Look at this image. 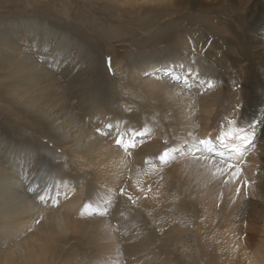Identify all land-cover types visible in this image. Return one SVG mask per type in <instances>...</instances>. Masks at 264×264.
I'll use <instances>...</instances> for the list:
<instances>
[{
	"label": "bare ground",
	"instance_id": "bare-ground-1",
	"mask_svg": "<svg viewBox=\"0 0 264 264\" xmlns=\"http://www.w3.org/2000/svg\"><path fill=\"white\" fill-rule=\"evenodd\" d=\"M88 1V3L101 5L100 0ZM107 1L105 2L112 8H117L119 13L122 11L121 7H135L138 2L157 3L156 7H160V4L171 6L175 4L170 0ZM246 2L250 3L251 7L259 8L264 19V0H247ZM230 4L233 5L232 1ZM210 11L212 12V9ZM128 12H123L128 20H139L138 15V17H132L131 12ZM147 14H151V12ZM210 24L212 42L204 43L205 39L201 36L202 34L199 35V32V36H194V38L183 35L181 40L179 38V50L175 55L170 56L169 54L164 59L161 57L159 63L153 61L158 59H144L147 57L135 61L131 59L123 64L125 69H121L119 63H116L117 56L114 52L111 57L114 62L109 69H105L103 63H101L102 65L95 63L96 61L92 57L89 61V54L82 47H75V54L70 59L74 50L68 42V36H62L57 31H51V36L40 33L37 40L34 38L35 34L27 35L21 31L18 33L15 43L2 40L4 46H7L14 56L10 58L7 56L4 59V68H1V72L3 76L5 75L6 81L0 90V96L5 94L8 104L17 108V115L24 119L21 124L40 126L45 133L41 131L34 133L30 131L31 133H29V130L15 127L14 131L8 130L7 134L5 132L3 134L0 129V264H136L137 261V264L233 263L230 255L226 260L224 256V259L220 257L226 247L225 236L219 233H224V229H222L224 231H220L218 228L216 230L212 228L209 236H205L201 241L197 235H205V232L201 233V212H199L198 206L192 202L199 200V204L206 205V200L202 198V195H209L213 181L209 183L210 180L203 177L199 178V181H195L193 178L190 179L191 181L187 179L182 182L183 187L180 186L181 183L174 186L170 192L171 199H167L165 209H161L162 217L157 219L156 226L152 225L154 229L149 226L145 230V226H141L144 229H137L138 232L143 233L133 235V230L130 227L133 224L129 226L130 221H128L133 216L136 217V214H141L138 218L142 223L155 218L156 215L151 213L155 208L145 207V204L142 203L144 200L142 195L138 194L139 196L135 199L134 193L138 191L135 190L138 185L137 181L139 182L143 175H150L157 170L156 162L166 149L169 153L173 149L179 151V155L176 156L179 159L173 164L171 163L170 168L174 165L190 168L192 164L199 162L204 167L200 168L203 173H198V175L202 174L211 180H213L212 173L217 171L209 172L208 168H212V166L214 170L216 168L221 171L235 172L236 175L232 173L230 179L228 181L226 179L227 185L225 186L229 188L226 195L228 200L233 203L235 200L232 199L235 195L246 192L255 204L252 206L251 202L247 203L248 206H251L252 212L260 214L259 212L264 207V161L259 158L260 156L264 159V119L261 120L260 129L257 132L244 129V132L241 133V135L247 136L249 143L244 144L233 138L226 140L223 147L219 148L218 146L221 144L216 138L221 131L227 133L230 127H238L229 125L228 121H222L223 124L218 130L212 129V122L217 118L214 116L211 119L207 114V112L210 113V109L207 111V108L212 109V104H215L220 97L222 98L220 94L222 91L219 93V90L223 87L225 79L214 63L215 60H210L218 54H214L208 47L216 48L219 40L222 42V47L227 45L226 36L224 37L226 27L223 20ZM200 25L202 24L200 23ZM248 25V31L259 36L264 55V21L259 22L258 18L253 16ZM36 30L38 29L36 28ZM155 39L156 37H154ZM152 40L150 37L140 41L132 39V45L142 48ZM32 41L34 44L31 43ZM48 42H50L49 45H47ZM19 46H23L24 49ZM107 55L105 54V56ZM11 58L15 60L12 61ZM128 66H131V69ZM238 67L240 66L238 65ZM98 71L112 72L110 73L113 74L112 77L110 75L109 77L116 83L118 80L119 86L114 87L115 89L104 87L100 83L99 77L97 76L98 79L95 77ZM173 74L179 75L180 79L174 80ZM165 75L169 77V80L163 79ZM185 76H187L186 83L184 82ZM192 83H194V87L187 89ZM236 88H232L234 92ZM229 89L231 90V88ZM212 92L219 95L213 103L211 100L208 102L209 98L207 97ZM206 93L208 95L205 97ZM229 94L234 97L233 94ZM255 94L258 99L256 104L258 113L263 112L264 86L259 88ZM127 95L137 97L145 102L146 100L151 102L162 100L164 105H159L158 109L155 107L161 112V116H159L161 122L152 123V118L155 117L154 121H156V116L160 112H155L156 115L153 117H145L146 115L141 114L137 106L132 107L130 111L126 106ZM229 96L228 98L231 100ZM119 100L120 106H116L115 102H119ZM145 102L142 104L144 105ZM151 104L153 105V103ZM193 107H199L201 113H195ZM232 107L234 108L236 105ZM143 112L147 114V110ZM212 112L216 113L214 110ZM204 113L207 114L205 118L203 117L206 115ZM165 116L168 118L167 122L164 120ZM163 117L165 118L163 119ZM258 119L256 117L246 122L244 116L245 124L256 123ZM234 120L235 116L232 115L230 121ZM209 123L211 124L209 125ZM195 126L199 130L198 133H195L197 130L195 132L192 130ZM105 128L109 131L104 133ZM184 130L189 134H185ZM215 130L219 133L215 134ZM182 131H184V135ZM97 132H102L103 135H99ZM11 133L16 139L14 144L10 137ZM135 133H145L148 136L135 142V146L128 147L127 150L124 146L112 145V142L121 135H123L122 144H129L127 142L128 134L131 136L130 142L132 143V136ZM35 138L43 140L47 148L43 150L44 148L35 149L32 147L29 143ZM209 139L215 144L217 150L222 152H226L223 149L227 150L223 158L218 155L212 156L204 151L196 152L193 149L194 145L199 146L200 140ZM139 143L140 145H138ZM180 145L184 147L180 148ZM252 146L255 148L253 149ZM233 147L239 148V153L235 151L230 153L229 150ZM38 149L42 151L37 153ZM257 152L261 154L259 155ZM238 154H245L243 162L242 157ZM169 157L170 155L165 158ZM230 157L235 162H233L234 165L237 164L239 167H229L227 160ZM174 168L177 167L174 166ZM164 171L166 172V170ZM255 172L256 175H254ZM217 174L216 176H218ZM196 178L198 179V176ZM118 190L121 191L120 194L117 193ZM212 194L214 192L211 190ZM40 197H44V199L41 200ZM129 198H134L136 203L140 204L135 215L128 208L130 206H127L126 200ZM111 201H113L112 207L110 206ZM253 207L259 209L253 211ZM133 208L131 207V209ZM171 209L176 210L172 215L173 220L169 222L167 213ZM245 209L247 210V206ZM129 210L133 214L131 218ZM140 210L151 214H145L147 218H144V213ZM159 210L155 213H159ZM122 212L125 213L124 217L129 218L128 220L121 218ZM222 212L223 210H221V214H218L219 216L217 215L219 218L222 216ZM217 216L216 218H218ZM261 219H263L261 222L264 223V217ZM218 224L220 225V223ZM231 224L232 219L229 218L226 225H223L225 228L226 226L231 228ZM155 230L159 232L157 236L164 234V238L166 236L170 240L172 236H176L179 240L175 243L176 245H172L168 240L158 241L154 238ZM203 230L205 229L203 228ZM188 232L191 233V236ZM56 235H60V237L55 239ZM73 236L78 243H85L89 247L85 245H82L84 249L68 247L70 244L68 241H72ZM250 236L251 241L254 239L257 250L254 257H247V262L249 264H264V252L260 250V248H264L263 224L260 231L252 229ZM58 246L60 248L56 249ZM92 247L95 250L90 252ZM231 247L236 250L237 246L231 244ZM61 248L63 250L60 251ZM234 249L232 251L230 248L231 254ZM74 253L79 254L78 260L73 257ZM176 255H179V258Z\"/></svg>",
	"mask_w": 264,
	"mask_h": 264
},
{
	"label": "rangeland",
	"instance_id": "rangeland-1",
	"mask_svg": "<svg viewBox=\"0 0 264 264\" xmlns=\"http://www.w3.org/2000/svg\"><path fill=\"white\" fill-rule=\"evenodd\" d=\"M105 1H107V0H100L101 5L99 6L98 4L95 5V4H92L91 2L88 3L89 2L88 0H0V66H1L0 67V90H2V86H3V84H5L4 82L6 81L5 75L3 76L2 72H1L2 71L1 68H4V59L7 56L9 58L11 56H14V54H11L10 50H8L9 48L7 46L6 47L4 46V43L2 42V40H6V41L8 40L11 43L12 42L15 43V41H17V35L21 31H24L27 35L35 34L34 35L35 40H37V38L41 34L46 33V36H51L52 35L51 31H55V32L57 31L62 36H68V42L70 43L71 47L74 50L70 55V59H72V57L75 54V47H82L83 49L87 50V52L89 54V57H88L89 61L92 57L96 61L95 63H100V64L103 63L105 69H109V68H111L110 65L112 64V62H114L113 61L114 59L111 58L113 56L112 54L114 52L116 54L115 56H117V58H116L117 62L116 63H119V66L121 67V69L122 68L125 69L126 67H124L123 64L127 63L131 59L133 61H135V60H139L142 57H147L144 59H146V60L158 59V60H153V61L154 62L157 61V63H159L161 57L164 59L167 56H169V54H170V56L175 55L176 52L179 50L178 49L179 43H180L181 37H183V35L191 36L194 38V36H199L202 34L201 36L203 37V39H205L204 43L208 44L209 41L212 42L213 38L211 39L212 31L210 30V26H211L210 23L211 22H219L222 19L224 24H225V27H226V34L224 35V37L226 36L227 45H226V47H222L223 46L222 42L219 40L217 43L218 46L216 48L208 47V49L213 51L214 54H218L217 56L210 58V60H212V59L215 60L214 63L216 64L220 73L225 78L223 80V82H224L223 87L219 90V93H220V91H222L220 93L222 98L220 97V99L215 104H212V109L207 108V111L210 109V113L213 110L216 112V113L212 112L211 114L207 112V114L210 115L211 119H213L214 116L217 118V119L215 118L216 120H214L212 122L211 127H212V129L218 130L222 126L221 124H223L222 121H224V122L230 121V118L232 117V115H234L235 116L234 122L238 128L243 127V129H245V131L251 130L253 132L254 131L257 132L260 129L259 125H260L261 120L264 119V111L258 113V107H256L258 99L256 98L255 93L259 90V88L264 86V84H263L264 83V78H263L264 77V72H263L264 71V68H263L264 67V63H263L264 57H261V56H264L263 55V48H262L263 46L259 42V39H258L259 36L257 37L255 34L248 31V28H249L248 22H250L251 17L255 16L256 18H258L259 22L264 21L263 17L261 16V13L259 11V8L256 9L255 7H251V4L246 2L247 0H242V2H241V0H170L171 2H175V4H173V6L166 5V4H160V7H156L157 3L152 4V3L138 2L137 6H135V7H125V6L121 7L122 11L119 13L117 8H112ZM230 1H232V4L235 6L231 5ZM157 8H159V9H157ZM211 9H212L213 13L210 11ZM248 9H249V11H248ZM205 11H207V12H205ZM116 12H118V13L116 14ZM123 12H126V13L131 12L132 17H135L138 15L140 18H139V20L130 21L127 19V17L125 16L126 14ZM149 12H151V14H147ZM242 14H244V15H242ZM145 16H147L148 18ZM208 16L209 17L211 16V18H209ZM208 19H210V20H208ZM200 23L203 26L200 25ZM146 24L148 25L147 27H146ZM36 28L38 30H36ZM203 28H205V29H203ZM205 31L209 34H207ZM147 37H150L153 39L151 41L152 43L150 42L146 46L147 48L146 47L138 48L135 45H132V39H136V40L140 41L141 39H144ZM154 37H156L155 40H154ZM179 38H180V40H179ZM190 40H191V38H190ZM157 42H158V44H157ZM31 43L34 44L33 41ZM49 44H50V42L47 43V45H49ZM256 44L257 45L259 44V45L257 46ZM20 45H22V44H20ZM16 46L18 47V45H16ZM19 47L21 49H24L23 46H19ZM219 49H220V51H219ZM257 52L258 53L260 52V53L258 54ZM105 54H108V55L105 56ZM104 56H105V58H104ZM11 60L14 61L15 59L11 58ZM97 60H99V61H97ZM232 63H236V64L234 65ZM238 65L240 67H238ZM128 68L131 69V66H128ZM129 69H128V71H129ZM249 69L250 70L252 69V70L250 71ZM256 69L258 70L259 73L257 72ZM98 72H97L98 75L96 74L95 77H96V79H98V77H99L100 83L103 84L104 87H107V88L112 87L111 89H115L119 86L118 80L116 83L115 80H112L109 77V75L112 77L113 74H110L112 72H108V73H106L105 71H101V72L98 71ZM107 74H108V76H107ZM167 75H165V77L163 78L164 80H169V77H167ZM256 75H258V76H256ZM226 76H228V77H226ZM142 77H143V75H142ZM251 79H253V80H251ZM102 81H103V83H102ZM226 82L230 83V84H227ZM112 84H113V86H112ZM193 87H194V83H192V85L188 86L187 89H190ZM229 88H231V90L233 92ZM232 88H234V89L236 88V91L234 92V89H232ZM229 93L233 94L234 97L229 96L230 95ZM234 93H236L237 95ZM210 94H212V95H210ZM210 94L208 95V93H206L204 96L206 97L208 95L207 96L209 98L208 102L211 100V102L213 103V101L216 100L215 98L218 97L219 95L215 94L214 92H212ZM225 95H226V97H225ZM227 95L231 98V100L228 98ZM5 97H6L5 94H1V96H0V129L2 130L3 134H5L6 131H8V130L14 131L15 127L20 128V129L29 130V133L40 132V131L42 133H45L40 126H33L30 124H26V125L21 124V123H23L24 119L17 115V112H16L17 108L15 106H13L12 104L10 105V103L8 104L7 98H5ZM129 97H131V98H129ZM126 98H128V99H126L127 103L125 102L126 106H128V109L131 111L132 107L137 106L139 108V110L141 111V114L143 113L144 115H146L145 117H147V116L153 117V115H156L157 112H160L157 110L158 109L157 107L164 105L163 104L164 102L162 100H155L152 102L149 100H146V102H145L142 99L139 100V98L132 97L130 95H127ZM208 98H205V99L207 100ZM133 99H135V100H133ZM222 99H224L225 101L224 100L222 101ZM157 101H158V103H157ZM254 101H255V103H254ZM144 102L146 105L142 104ZM154 102H156V103H154ZM248 102L250 105L248 104ZM151 103H153V105ZM147 104H148V106H147ZM115 105L120 106V100H119V102L116 101ZM234 105H236V107L233 108L232 106H234ZM145 107H146V109H145ZM150 107H152V108H150ZM147 108H149L150 110H148ZM222 109H225V110H222ZM146 110H147V114H145L146 112H143ZM193 110L195 111V113H198V114L201 113V109H199V107L198 108L193 107ZM191 111H192V109H191ZM197 111H200V112H197ZM221 112H223V113L221 114ZM213 113L216 115H214ZM243 113H244V115H243ZM245 113H247V114H245ZM204 114H206V113H204ZM207 114L203 115V117L204 118H205V116L207 117ZM226 114L228 117L226 116ZM144 115H142V116H144ZM222 115L223 116L225 115V117L223 118ZM159 116H161V112L158 113V115L156 116L157 122L154 121L155 120L154 119L155 117H154V118H152V120H153L152 123L153 122L154 123L161 122L159 120V118H160ZM244 116L246 117V122H248L247 120H250V119L253 120L256 117L259 119L256 121V123L250 122L249 124H247V123L245 124ZM253 116H254V118H253ZM165 117H163V119ZM166 119H168V118L166 117L164 119L167 122L168 120H166ZM209 122H211V121H209ZM210 124L211 123H209V125ZM209 125H208V127H209ZM192 130L194 132L197 130L195 133L199 132V130L197 129L196 126ZM216 130H215V132H216L215 134L219 133ZM108 131L109 130L107 128L104 129V133L108 132ZM184 131H185V134L188 133L186 130H184ZM184 131H182L183 135H184ZM98 134L101 135L102 132L101 133L99 132ZM12 135L13 134L11 133L10 137L12 138L11 139L12 144H14L16 139H15V136L14 135L12 136ZM147 136L148 135L145 133H140V135H137L135 137V142L143 140ZM127 137H128L127 142L129 144H131V142H130L131 136L128 134ZM29 144L32 147H34L35 149L40 147L42 149L44 148L43 150H45L47 148L45 146V143L41 139H36V138L32 139ZM112 145L120 146V147L123 146V144L117 145L116 141H113ZM138 145H140V143ZM137 146H136V148H138ZM183 147H184L183 145H180V148H183ZM218 147L221 148V147H223V145L218 146ZM252 147H253V149L255 148V146H252ZM40 151H42V150L38 149L37 153H40ZM223 151L227 152L226 149H223ZM229 151H230V153L232 152L231 148ZM226 152H224L225 155H226ZM257 153L259 155L261 154L259 152H257ZM245 154H243V155L238 154V156L242 157V159H243L242 162L244 161L243 156H245ZM169 155H170L169 158H165L164 160L159 159L158 162H156V167H157L156 171L152 172L150 175H143L139 179L140 181L139 182L137 181L138 185H137L135 190L136 191L138 190V191L136 193H134L136 195V196H134L135 199L139 196L138 194L142 195V197L144 199L142 203L145 204V207L155 208L151 212L152 214L156 215L155 218H152L151 220H149V222L146 221L147 224L145 222L142 223L140 218H138L141 214H139V215L136 214L139 210L140 204H137L134 198L133 199L129 198V200H126L127 206L128 205L130 206L128 208H130L131 212L134 215L136 214L135 215L136 217H134L133 214L129 210L130 218L132 216H133V218H131V220H130L127 216L124 217V215H123V214H125L124 212H122L123 216L121 218L122 219L125 218V220L129 219L128 220V221H130L129 226L133 224L132 226H130L131 229L133 230L132 234L137 235L138 233H143V232H138L137 228L144 229V228H142L144 226H145V230L149 226L152 229H154L153 226H156L157 219L162 217V215L160 214L161 209H165L164 206H166V204H167V199H169V198L171 199L170 192L174 186H178L181 183L180 186L183 187L182 182H185L187 179H189V181H191L190 179L195 178V181L196 180L199 181V178L203 177L206 180H210V181H208L209 183L211 181H213V184H212L213 186L210 189L209 195H207V194L202 195V198L204 200H206V205L205 204H199L198 203L199 200L192 202L193 204H196L198 206L199 212H201L200 213L201 214L200 217L202 218V220H200V225L202 224L201 225V227H202L201 233L205 232V235L204 234H197L199 237V240L200 241L203 240V238L205 236L208 237L209 236L208 234H210L212 228H215L214 230H216V228H218V229H220V231L225 230L224 233L219 232L221 235L225 236L224 240H225V245H226L225 250L223 251L224 253H221L220 257H222V259H224V257H225V260H226L227 257L232 256L231 257L232 262H233L232 264H234V263L235 264H249L247 262V257H254V254L257 250L254 239H252V241L250 239L251 238V236H250L251 230L255 229L256 231H260L262 224L264 226V223H262L263 219H261L264 217V207H262L263 209L261 208L262 211L260 209V211H261V212H259L260 214H255L254 212H252L250 210L251 206H248L247 203L251 202L252 206L255 204L253 203L251 198H249V196L246 194V192L243 194H240V195L239 194L235 195L236 199H235V197H233L234 199H232V200H235V201H233V203L228 200V197L226 195H227V190L229 188H228V186L226 187L225 185H227V181L230 179V177L232 176L231 174L233 172L223 171V170L221 171V170H218L216 168L214 170V167L212 166V168H208V171H209V169H210L209 172H211V173L216 171V170L217 171L212 173L213 175H211V177L213 180H211L210 178L208 179V178H206L207 176L205 177L202 174L198 175V173H203L200 170V168L202 169L204 167L203 164L201 166V164H199V162L192 164L190 168L189 167H181L178 165H174L177 167L176 169L174 168V166L172 167L173 169L170 168L171 163L173 164L174 162H176L179 159V157H176L179 155L178 149H175V151L172 150V152L169 153ZM259 158H260V160L264 161V159H262L260 156H259ZM227 162L229 164L233 165L232 167H234V168L239 167V166H237V164L234 165L235 162L231 159V157L227 160ZM197 163H198V165H197ZM198 169L201 172H199ZM164 170H166V172ZM216 173H218L217 174L218 176L220 175L219 178H218V176H216ZM204 174L206 175L208 173H204ZM214 174H215V176H214ZM233 174H235V172ZM254 175H256V172L254 173ZM196 176H198V179L196 178ZM131 177H132V175H131ZM221 177H222V179H221ZM223 179H224V181H223ZM226 179H227V181H226ZM237 183H239V182H237ZM211 190L214 192V194H212V195H211ZM120 192H121L120 190L117 191L118 194H120ZM218 192H219V194H218ZM231 193H232V190H231ZM253 200H255V199H253ZM113 201H111V205H110L111 207L113 205ZM246 206H247V210L245 209ZM131 207L132 208L134 207V208L131 209ZM182 207H183V205H182ZM158 209H160L159 213H155L158 211ZM256 209H259V208H256ZM256 209L253 207V211H255ZM219 210H220V212H221V210H223V212H222L223 217L220 216V218L222 217L223 220H222V218H221V220H219L220 218L218 217L219 216L218 214H221L219 212ZM95 211H97V210H95ZM104 211H106V210H104ZM140 211L143 212V210H140ZM174 211L171 209L170 212L167 213V215L169 216V217L167 216L169 222H171L173 220L172 215L174 214ZM149 213L150 212L144 213V218H147L145 214H149ZM211 213L215 216H213V215L211 216L210 215ZM239 214H240V216H238ZM209 216H211V217H209ZM216 216L218 218H216ZM224 216H225V218H224ZM169 218H172V219H169ZM229 218L232 219V224L230 226L231 228H229L227 226L225 228L224 225H226L227 219H229ZM204 219H205V221H204ZM258 219H259V221H257ZM133 221H135V222L132 223ZM141 223L144 225H142ZM218 223H220V225ZM203 228L205 230H203ZM222 229H224V230H222ZM155 231H156V236L154 238L157 239L158 241L168 240V241H170V243L172 245L173 244L176 245L175 243L178 242V240H179L178 238H176V236H172L171 240L167 239L166 236L164 238V234H160L159 236H157L159 232L157 230H155ZM132 234H131V236H132ZM188 234L191 236L190 232H188ZM59 237H60V235H56L55 239L59 238ZM71 240L72 241H68V243H70L68 245V247H71V248L73 247L74 249H79V247H81L82 249H84L82 247V245L88 246L85 243H81V242L78 243V241L75 240V236H73ZM74 242H76V243H74ZM231 244H234L237 246L236 250L231 247ZM59 248H60V246H58L56 249H59ZM230 248L232 249V251L234 249V252L232 254L229 251ZM61 250H63V248H61L60 251ZM93 250H95V248L92 247L90 252H92ZM260 250L264 252V248H260ZM73 257L76 260H78L80 256L78 253H74ZM176 257L179 258V255H176ZM70 259H72V257H70ZM137 263H138V261L136 262V264Z\"/></svg>",
	"mask_w": 264,
	"mask_h": 264
},
{
	"label": "snow or ice",
	"instance_id": "snow-or-ice-1",
	"mask_svg": "<svg viewBox=\"0 0 264 264\" xmlns=\"http://www.w3.org/2000/svg\"><path fill=\"white\" fill-rule=\"evenodd\" d=\"M172 78L174 80H179L180 79V76L179 75H175L173 74ZM184 82L186 83L187 82V76L184 77ZM228 124L229 125H235V122L234 121H228ZM109 127H111L109 125ZM244 132V129L243 128H234V127H230L228 132L225 133L224 131H221L220 135L216 138V140L221 144L223 145L225 143L226 140H229V139H237V140H240L241 142H243L244 144H247L249 143L250 141H248V138L246 135H241V133ZM137 135H140V133H135L133 136H132V143L131 144H124V148L125 150H127L128 147H134L135 146V137ZM122 141H123V135H121L120 137L117 138L116 140V143L117 145H121L122 144ZM199 146H196L194 145L193 146V149L196 151V152H199V151H204V152H207L208 154L212 155V156H220L221 158L224 157V152L222 151H218L215 147V144L212 142L211 139L209 140H200L198 142ZM173 151H175V149H173ZM231 151H235L237 153H239L240 149L237 148V147H233L231 149ZM169 155V152L168 150L166 149L165 152L159 157V159L161 160H164L165 157H167ZM233 165L229 164V167H232ZM41 200L44 199V197H40Z\"/></svg>",
	"mask_w": 264,
	"mask_h": 264
}]
</instances>
